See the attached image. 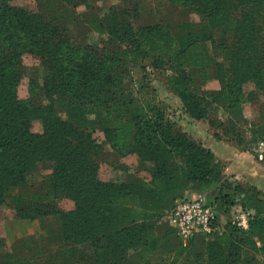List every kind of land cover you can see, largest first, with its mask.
Wrapping results in <instances>:
<instances>
[{
	"label": "trees",
	"instance_id": "16d2710c",
	"mask_svg": "<svg viewBox=\"0 0 264 264\" xmlns=\"http://www.w3.org/2000/svg\"><path fill=\"white\" fill-rule=\"evenodd\" d=\"M13 1L0 0V211L12 188L24 184L29 174L49 168L51 177L45 192L27 199L14 195L13 202L19 219L58 217L59 233L50 236L49 241L63 243L65 264L69 262L66 252L97 264H176L177 256L183 253L170 247L169 242L161 245L165 233L160 235L156 221L165 219L176 201L192 187L223 181L221 162L185 136L166 134L158 121L147 123L148 130H152L147 132L142 125L145 110L137 106L131 113V106L119 99L120 86L126 78L117 71V64L124 62L135 68L130 56L140 50L137 40L106 57L98 49L71 42L66 28L43 12L51 0H35L37 11ZM177 1L202 20L191 24L182 36L180 45L188 42L189 50L177 53L174 62L180 67H191L205 81L209 53L198 52L195 47L208 41L221 52L216 75L223 86L221 100L228 108L240 104L247 83L253 82L264 91V0ZM80 4L87 1L74 3ZM127 17L112 12L103 19L89 21V28L107 34L112 43L123 45L134 37ZM158 46L162 52L167 51L166 45ZM25 54L40 57L48 69L41 89L43 96L32 92L27 100L17 92L24 75ZM181 88L180 96L187 100L189 87ZM58 98L75 106H104L108 112L116 105V111L105 119V135L110 141L122 136L126 146L136 148L144 158H152L156 163V184L148 188L128 181H102L101 148L86 125L94 123L85 121L79 112L66 118L60 116L55 105ZM193 113L204 117L203 110ZM37 121L42 123V132L33 131ZM157 133L162 139L153 145ZM235 185V189L241 187ZM243 188H239L242 193L254 191ZM62 199L72 201L74 209L62 210ZM216 202V209H222L223 201ZM257 204L242 205L257 210L247 232L230 222L209 240L199 238L188 246H183L170 227L168 236L177 239L181 249L203 247L204 252L188 264H264V260L254 263L253 256L264 251V245L259 246L254 239L256 233L264 242V218L260 217L264 209L261 201ZM225 213L229 214V207ZM42 239L35 240L34 249L37 245L39 251H44L49 245L47 239ZM6 247V240L0 238V264H16L14 253L7 252ZM90 247L94 251L92 257L87 253ZM15 248L25 249L16 246L12 250Z\"/></svg>",
	"mask_w": 264,
	"mask_h": 264
},
{
	"label": "rangeland",
	"instance_id": "374dc122",
	"mask_svg": "<svg viewBox=\"0 0 264 264\" xmlns=\"http://www.w3.org/2000/svg\"><path fill=\"white\" fill-rule=\"evenodd\" d=\"M85 1L87 4L75 6L77 0H51L43 12L49 19H56L66 28L73 44L91 46L106 57L130 46L128 44L132 43V40H137L140 50L130 56L134 66L136 65L135 68L131 69L124 62L117 64V71L126 78L120 86L122 93L119 99L131 106V113L137 106L145 110L142 125L147 132L152 130H148L146 124L158 121L166 134L175 135L177 138L185 136L193 143L211 151L216 160L221 162L224 172L223 181L191 189L214 204L216 199L223 201L222 209L217 208L220 228L228 227L232 213L242 205L254 206L261 201L264 209V162L257 159L255 152L258 140L264 136V91L258 89L253 82L247 83L244 85L240 104L234 109L228 108L221 100L223 86L216 75L217 63L222 60L221 52L217 46L208 41L200 42L195 47L198 52L209 53V74L205 81L198 73H193L191 67H180L174 62L177 53L184 49L189 50L188 42L180 45V40L190 30L191 24L201 22V17L177 0ZM13 4L27 7L32 11L38 10L35 0H14ZM112 12L128 15L126 21L131 25V34L134 37L123 45L112 43L107 34L89 28V21L103 19ZM145 28L148 32L144 31ZM159 44L166 45L167 51L162 52ZM22 67L24 75L17 87L18 96L23 100H27L32 92L43 96L41 89L48 74L46 64L38 56L25 54ZM182 85L189 87L187 100L180 96ZM232 91L235 93L236 89L232 88ZM55 105L60 116L66 118L79 112L82 113L85 121L94 123L86 125L101 148L100 179L102 181L114 183L128 181L148 188L156 184L153 175L156 163L152 158H144L138 154L136 148L126 146L122 136L114 137L110 141L105 135V119L116 111V105L109 112L104 106L90 103L75 106L70 105L68 100L60 98L56 100ZM200 110L204 111L202 118H198L193 113L194 111L199 113ZM33 131L42 132V123L35 122ZM159 134L157 133V138H153V145L162 139ZM141 138H144V135H141ZM214 147L217 149H213ZM50 177L51 170L43 167L38 172L29 174L24 184L8 192L10 197L0 211V238L6 240L7 252L17 246L30 248L31 255H34L36 250L32 245L35 240L11 243L7 235L6 223L12 219L19 220L16 217L13 196L20 195L27 199L32 194L45 192ZM236 183L244 187L243 189L253 188V194L250 191L242 193L239 189L241 187L235 189ZM184 195L186 196L187 193L185 192ZM59 203L60 208L63 209H68L70 206V201L67 199H62ZM216 204L218 205L217 202ZM227 207L229 214L225 213ZM253 211L257 213L256 209ZM260 217L264 218V212ZM156 227L160 235L165 233L161 241L162 246L169 242L170 247L176 248L178 253H183L182 256H177L176 264H188L189 260H196L197 256L204 252L203 247L199 246L181 249L179 241L168 236L167 229L170 226L166 218L156 221ZM254 239L259 246L264 245L256 233ZM253 256L254 263L262 262L264 251ZM39 259L44 260V257L41 256ZM39 259L33 263L44 264L43 261L39 263Z\"/></svg>",
	"mask_w": 264,
	"mask_h": 264
},
{
	"label": "built area",
	"instance_id": "2783aa9c",
	"mask_svg": "<svg viewBox=\"0 0 264 264\" xmlns=\"http://www.w3.org/2000/svg\"><path fill=\"white\" fill-rule=\"evenodd\" d=\"M256 157L264 161V136L255 148ZM166 221L183 246L202 238L209 240L220 229L218 213L214 203L203 197L185 196L176 201L174 207L166 213ZM254 219V211L240 206L231 215V224L242 231H249Z\"/></svg>",
	"mask_w": 264,
	"mask_h": 264
},
{
	"label": "crops",
	"instance_id": "0c3cea01",
	"mask_svg": "<svg viewBox=\"0 0 264 264\" xmlns=\"http://www.w3.org/2000/svg\"><path fill=\"white\" fill-rule=\"evenodd\" d=\"M219 148V147H218ZM213 149H217V148H213ZM218 153V151H217ZM188 197H200L199 196V192H195L193 190H188L186 191ZM70 201V200H68ZM60 204V203H59ZM62 210L65 211H70L72 209H74V203L72 201H70V206L68 207V209H63ZM55 220V221H53ZM52 224V225H51ZM7 225V229H8V237L10 239L11 243H16L20 240H36V241H41L40 239L44 238L47 239V242L49 243V245L44 249V251H39L40 247H38L36 245L37 249L34 252V259H31V253H30V248H25V249H18L15 248L14 250H10V252L13 254L14 253V259L16 261V264H35L33 262H37L36 260H38V257L40 256H44V264H65V261L63 262V250H64V245L63 243L60 244H54L53 242L49 241V237L50 236H57L60 230V226L61 224L59 223V219L56 216H48V217H44V218H39L36 220H25V219H19V220H9L6 223ZM56 230V231H55ZM220 230H224L223 228H220ZM52 234V235H51ZM36 242H33V245ZM39 252V253H36ZM88 256L92 257L93 256V248L90 247L87 251ZM37 254V255H36ZM65 255H67V258L69 260L68 263L66 264H97V263H93L91 261H84L82 259L79 258V255H74L71 254L70 252H66L64 253ZM31 255V256H30ZM39 263L40 260H39Z\"/></svg>",
	"mask_w": 264,
	"mask_h": 264
}]
</instances>
